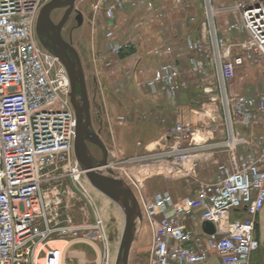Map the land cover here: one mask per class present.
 Segmentation results:
<instances>
[{
  "label": "built area",
  "instance_id": "2783aa9c",
  "mask_svg": "<svg viewBox=\"0 0 264 264\" xmlns=\"http://www.w3.org/2000/svg\"><path fill=\"white\" fill-rule=\"evenodd\" d=\"M157 1L134 4L152 10ZM228 1L227 9L239 14L247 35L244 41L229 43L219 35L212 0H205L208 20L202 22L208 35L186 39L187 49L195 54L190 59L192 69L203 74L216 70L229 130L228 138L215 146L227 152V161L218 164L211 180L182 197L162 190L148 198L134 181L129 182L150 231L147 264H251L260 248L257 226L264 209V131L250 142L237 136L235 125L264 126V89L230 97L227 87L253 50L264 49V0ZM46 2L0 0V264H65L67 245L81 237L98 241L97 264H108L105 224L88 188L86 171L75 156L77 116L70 77L58 56L43 47L36 35ZM124 3L97 0L94 10L113 18ZM226 25L225 31H231L238 23L226 21ZM105 36L115 55L131 48L111 27ZM154 52L162 56L172 49ZM196 55L208 60V65ZM181 72L176 61H164L144 86L154 93L173 94ZM112 120L106 111L110 130ZM185 129L183 123L174 127L177 135ZM197 151L196 145H172L162 156L195 166ZM114 167L108 163L104 168ZM62 181L72 184L91 210L92 221L75 222L70 215L64 216L57 187ZM205 222L213 224V233L203 229Z\"/></svg>",
  "mask_w": 264,
  "mask_h": 264
},
{
  "label": "rangeland",
  "instance_id": "374dc122",
  "mask_svg": "<svg viewBox=\"0 0 264 264\" xmlns=\"http://www.w3.org/2000/svg\"><path fill=\"white\" fill-rule=\"evenodd\" d=\"M136 1L125 0L115 17L107 18L103 11L95 12L97 0H76L75 7L84 16L83 24L70 33L74 24L72 17L65 23L63 34L68 42L72 40L80 56L93 129L108 148V163L115 166L114 169L103 168L100 172L120 178L129 186V182L134 181L148 198L162 190L182 197L193 194L201 183L211 180L218 164L223 161L221 154H227L223 148L215 146L228 138L229 130L216 70L212 68L208 74L193 70L190 59L195 54L186 45L188 35L197 38H201V33L208 35V29L202 27V22L208 20L206 4L205 0H181L178 3L158 0L156 7L148 10L134 4ZM230 3L228 0H212V17L219 35L226 36L229 43H237L244 41L247 35L239 23V14L227 9ZM65 9H54L53 18L59 19ZM226 21L238 25L231 31H225ZM108 27L120 40L129 41L131 48L119 55L112 53L105 36ZM166 47H171L170 54L161 56L154 52L156 48ZM234 49L239 51L237 46ZM196 58L203 59L208 65V60L199 55ZM167 60L176 61L181 67L179 87L173 94L154 93L144 86V82ZM263 89L264 49L256 48L245 65L237 69L227 91L230 97H235L243 93H260ZM167 103L172 104L171 110L160 114L158 109ZM106 111L114 117V123L123 117L121 120L129 126L127 131L132 134L134 146L138 149L136 154L126 157L117 152L123 147L119 139L123 131L117 133L114 127L112 134L106 121ZM177 123L186 126L178 135L174 131ZM235 131L238 137L255 142L264 126L237 124ZM164 132L169 135L168 141L160 138ZM172 145H196L195 161L198 164L183 165L179 160L163 157L162 153ZM89 148L95 159H102L98 146L90 144ZM242 148L240 145V150ZM57 187L63 198L64 216L70 215L75 222L93 220L91 210L85 207V202L69 181L58 182ZM88 188L107 231L108 264H115L125 214L116 202L93 187L89 180ZM143 225L132 244L128 264H147L151 237L147 225ZM100 246L98 241L84 237L71 241L65 249V264H97Z\"/></svg>",
  "mask_w": 264,
  "mask_h": 264
},
{
  "label": "water",
  "instance_id": "95a60500",
  "mask_svg": "<svg viewBox=\"0 0 264 264\" xmlns=\"http://www.w3.org/2000/svg\"><path fill=\"white\" fill-rule=\"evenodd\" d=\"M75 2L76 0H49L46 2L40 11L36 29L39 30L40 25L44 22H52L51 12L56 8H66L58 24V29H62L73 11L77 13L78 26L82 25L84 16L75 7ZM59 39L60 50H55L54 54L58 56L69 74L70 97L77 116L75 156L85 169L86 177L91 185L116 202L125 214V225L115 264H128L133 241L143 224L141 210L133 190L124 180L100 172V167H105L108 164V148L100 134L93 129L91 105L82 62L72 40L68 42L62 38ZM89 144L96 145L101 149L102 159L94 158ZM203 229L209 233L214 232L211 222H205Z\"/></svg>",
  "mask_w": 264,
  "mask_h": 264
},
{
  "label": "crops",
  "instance_id": "0c3cea01",
  "mask_svg": "<svg viewBox=\"0 0 264 264\" xmlns=\"http://www.w3.org/2000/svg\"><path fill=\"white\" fill-rule=\"evenodd\" d=\"M171 107L172 104L169 103L165 105L162 104L161 107L158 109L159 110L158 112H160V114L166 113L171 110ZM114 121L115 120L113 117L112 134H114V129H113L114 127L117 133L120 130L123 131L119 135V139L122 140L123 147H120L119 150H117V152L124 154V156L126 157L136 154L138 149L134 146L133 137L131 136L132 134L131 133L129 134V132L127 131L129 129V126H127V123H124L122 120H119L118 122L115 123ZM116 123L119 124L117 125V127L115 125ZM160 135H161L160 136L161 139L165 138L167 139V141L169 140V135L167 133L164 132ZM221 156H222L221 159L223 161H227V154L222 153ZM257 234H258V238L260 239V248L255 253H253L251 258V264H264V209L259 216Z\"/></svg>",
  "mask_w": 264,
  "mask_h": 264
},
{
  "label": "flooded vegetation",
  "instance_id": "af4514ba",
  "mask_svg": "<svg viewBox=\"0 0 264 264\" xmlns=\"http://www.w3.org/2000/svg\"><path fill=\"white\" fill-rule=\"evenodd\" d=\"M65 10L63 12V15L65 13ZM74 12L75 11H73L72 14L69 17V19L73 17V21H74V24L72 25V29H71L70 33L74 29H76V28L81 26V25L78 26L77 13H74ZM63 15H61V17H59V19H57V20L54 19V18H51L52 22H50V23L49 22L42 23L40 25V27H39V30L36 31V35H37V39H38L39 43L43 47H45L47 50H49V51H51L53 53H54L55 50H60L59 49V45H58V41L60 40L59 38H62V39L67 41V39L64 37V34H63V30H64V27H65V24H64V26L62 27L61 30L58 29V24L60 23Z\"/></svg>",
  "mask_w": 264,
  "mask_h": 264
},
{
  "label": "bare ground",
  "instance_id": "6f19581e",
  "mask_svg": "<svg viewBox=\"0 0 264 264\" xmlns=\"http://www.w3.org/2000/svg\"><path fill=\"white\" fill-rule=\"evenodd\" d=\"M49 1V0H48ZM54 11L55 10H53L52 12H51V18H53V13H54ZM209 12H211V10L209 9ZM89 146H90V144H89ZM104 167H100V170H102ZM143 225V224H142ZM144 226V225H143ZM134 242V241H133ZM61 244H63V243H61ZM113 261H114V259H113Z\"/></svg>",
  "mask_w": 264,
  "mask_h": 264
}]
</instances>
